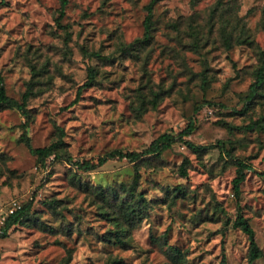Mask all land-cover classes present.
Returning a JSON list of instances; mask_svg holds the SVG:
<instances>
[{
	"label": "rangeland",
	"instance_id": "374dc122",
	"mask_svg": "<svg viewBox=\"0 0 264 264\" xmlns=\"http://www.w3.org/2000/svg\"><path fill=\"white\" fill-rule=\"evenodd\" d=\"M149 1L67 0L61 19L67 26L63 33L55 20L60 0H0V72L7 95L18 88L24 93L32 79L30 65L39 68L27 102L31 113L28 129L34 125L39 134V144L33 146L57 139V127H61L65 149L71 155L77 141L82 147L76 155L85 158L101 146V141L108 150L140 151L137 145L146 147L164 131L178 133L191 120L195 128L187 139L194 142L193 136L215 138L211 144L223 140L229 154L216 145L198 154L176 141L159 158L134 163L131 181L137 178V192L144 195L148 209L126 233L124 246L114 242L109 232L115 229L114 224L101 214L91 187L119 188L120 183L129 185L131 181L93 184L91 177L73 176L70 168L57 174L54 167L40 187L51 186L55 190L39 200L35 197L40 193H31V211L35 212L36 221L12 226L11 240L8 231L0 236V264H115L113 260L122 264H171L169 246L182 251L183 264H212L218 225L229 209V196L235 194L232 179L236 174L229 172L230 167L236 168L233 161L217 167L223 155L207 172L192 164L193 158L208 159L213 151L252 165L251 174L245 170L239 196L235 197L237 202L242 201L243 215L252 213L257 219L264 218V176L257 169L258 163H264V150L252 146L255 133L264 129L247 127L258 118L264 124V84L247 100L253 71L264 60V34L257 31L254 38L245 34L234 43V37L222 27L233 14L245 13L244 0H240L239 10L234 0H157L152 10L151 37L135 52L123 53L122 45L142 37ZM247 14L251 15V10ZM226 34L230 36L229 45ZM82 48L98 51L107 58H89ZM88 65L94 66L97 74L77 97ZM203 71L207 77L204 84ZM151 89L160 93L154 107L148 102ZM140 105L143 108L139 109ZM45 108L47 111L42 112ZM53 114L55 121L51 120ZM22 122L16 109H1L0 135L7 128L10 134L18 133L19 138ZM68 132L72 135L68 136ZM27 134L31 140L29 131ZM249 134L252 140L247 139ZM93 136L98 139L93 141ZM18 138L15 143H23ZM242 150L243 157L239 155ZM8 159L7 153H0V162L7 163ZM185 160L187 174L182 175L179 166ZM145 168L150 173L163 172L165 179L172 169L178 168L179 179L175 184H163L144 176ZM9 174L15 177L17 170L10 169ZM221 176L226 179L221 180ZM77 178L89 188H84L83 183L78 186ZM65 182L79 193L77 197L65 196ZM28 186L21 183L11 191L16 193ZM177 187L184 190L185 196L177 194ZM7 191L5 185L0 197ZM154 192L163 195H153ZM202 193H212L211 200L206 195L202 198ZM51 199L55 200V208L44 202ZM48 215L50 219L46 218ZM177 223L184 227L177 230ZM225 223L231 225V217ZM203 233L207 236L201 247L197 240ZM256 243L260 249L264 247V240Z\"/></svg>",
	"mask_w": 264,
	"mask_h": 264
},
{
	"label": "clouds",
	"instance_id": "9594fccd",
	"mask_svg": "<svg viewBox=\"0 0 264 264\" xmlns=\"http://www.w3.org/2000/svg\"><path fill=\"white\" fill-rule=\"evenodd\" d=\"M214 2V0H213ZM237 10H239L240 0H234ZM245 3V13L242 15L233 14L227 24H223L222 27L225 31L231 34L234 37V43L242 38L245 34L249 37L255 36L257 31H260L264 34V0H244ZM131 6V5H130ZM248 10H251V15H248ZM219 36V33H217ZM247 51V49H245ZM251 56L252 53H249ZM231 75V73L229 74ZM234 85L236 82H233ZM11 88V85H9ZM234 90V89H233ZM24 89L18 88L13 89L12 94L9 96L10 99H15L18 103L20 102V96L23 93ZM215 111V109H211ZM47 111V109H42ZM66 115V114H62ZM55 115L51 118L52 121H55ZM29 135L31 136V141L27 143L17 144L15 140L18 138V133L10 134L8 129L5 128L2 135H0V153L8 154V162H0V190H3L5 185H8L9 191H7L2 197H0V234L4 231L9 232V239L11 240L12 234L8 224L9 216H11L16 211L20 210L22 206L28 201L33 200L31 193L33 190H36L40 195L36 196L35 199H43L44 195L51 193L55 189L51 186L42 188L40 187L41 183L52 168H57V174L60 172L71 169L73 175H78L83 179L89 177L92 178L93 184H106L111 183L113 180H122L125 182H130L132 179L131 173L134 171L133 165L134 161L125 159L121 160L119 156H115L110 153L109 150L105 147H102L103 142L101 141V146L96 147L92 151L91 155L87 158L76 155L77 151L81 150V142L77 141L75 147L72 150V155L69 156L68 153H56L54 150L49 152L48 142L45 141L42 148L33 147V143L39 144V134L34 125L30 126ZM68 136H71L72 133L68 132ZM256 139L253 142V149L264 150L262 145H264V132L257 131L255 133ZM67 139V137H65ZM93 141L97 140L98 137L93 136ZM248 140H252L253 136L249 134L247 136ZM193 140L196 143H204L205 145L215 142V138L210 140L197 139L193 136ZM138 148L143 150L145 145H137ZM179 150L184 151L185 155H188L186 149L180 148ZM38 151L48 152L49 154L45 156H39L36 153ZM127 151V149H125ZM223 155V159L219 161L217 167H220L224 164L225 161H234L235 157H231L219 152H211L208 159L197 161L195 158L192 160V164L201 172H207L209 167L213 163L217 162V157ZM241 157L245 155V151L242 150L239 154ZM181 157V161H182ZM107 160L108 163L101 166L100 161ZM55 161V163H54ZM67 161V163H65ZM179 163V162H177ZM247 163V161H245ZM10 169H16L17 174L15 177L9 174ZM257 169L261 172H264V163H258ZM178 168L172 169L171 173L165 179L163 172L156 174L150 173L147 168L144 169V176H151L153 179L160 180L163 184L175 182L179 179V176L176 175ZM235 169L230 167L229 172H234ZM251 169H249V174H251ZM221 180H225V176L220 177ZM21 183H26L29 186L23 190H18L16 193L11 191L13 186H18ZM147 187V185H143ZM65 196L69 199L77 197L79 195L73 188L69 187L67 182H65L64 187ZM153 195H163L162 192H154ZM207 196L209 200L212 198V193H202L203 196ZM220 199V197H217ZM229 209L226 214L221 216V223L218 225V234L215 237L216 244V253L211 257L212 264H221V261L224 264H245V259H247L248 264H264V247L260 249V260L256 261L251 255L252 244L264 240V218L257 219L252 213H244L248 216V223L254 229L251 233L245 231V226L237 224V217L241 215V206L242 201L237 202L235 194L229 196ZM35 206H39L38 204ZM264 211V210H262ZM231 217V225L226 224L225 221H228ZM50 219V215L46 217ZM68 220H72V216L67 217ZM15 226V225H13ZM167 226V224L165 225ZM191 225H187L190 227ZM184 225L180 223L176 224L177 230H179ZM144 232V230H141ZM147 233L144 232V236ZM207 236V233H203L197 243L202 245V241ZM143 236L141 237V244L143 243ZM223 241V243H220ZM89 241H86V243ZM147 247V245H144ZM216 256H219V260L216 259ZM245 258V259H242ZM162 260L163 257L161 256ZM99 264V262H98Z\"/></svg>",
	"mask_w": 264,
	"mask_h": 264
},
{
	"label": "trees",
	"instance_id": "16d2710c",
	"mask_svg": "<svg viewBox=\"0 0 264 264\" xmlns=\"http://www.w3.org/2000/svg\"><path fill=\"white\" fill-rule=\"evenodd\" d=\"M157 2V0H150L145 8L147 11V14L144 18V32L142 37L136 38L133 42L128 43L127 45H122L120 50H122L123 53H126L127 51H130V53L135 52L138 49V46L144 45L146 41L151 37L152 32V10L154 4ZM67 3V0H60V8L58 10V15L55 18L56 24L58 27L62 28L64 33V28L67 27L63 23H61V19L64 16V10L65 5ZM66 34H68V31H65ZM227 36V37H226ZM230 36L227 34L224 36L225 42L227 45H229L228 39ZM66 38V37H65ZM245 39V38H244ZM242 39V40H244ZM246 40V39H245ZM82 52L85 56L92 58V57H98V58H107L105 56H102L98 51H88L86 48H82ZM30 69L32 70V79L28 82V87L24 93H22L20 102L18 103L14 98L10 99L9 96L6 93L5 90V84H4V77L2 73L0 72V110L4 108H12L16 109L21 116L23 117L22 122V128L23 133L18 138L19 141L23 143L30 142V137L28 136V126L31 120V113L29 108L27 107V102L29 95L33 93L35 83L33 81V77L37 76L38 69L35 64L30 65ZM97 74V69L94 66L88 65L87 67V74H86V80L85 82L80 85L77 88V97L80 95L82 89L84 86H87L91 84ZM254 81L250 85L249 93L247 95V100L249 101L252 99L253 96L256 95L257 88L264 84V60L262 59L255 70L253 71ZM201 81L204 84L207 82V77L205 75V72H202ZM160 93L159 91H152L151 89V98L149 99V104H151L153 107L157 104V99L159 98ZM77 101V98H76ZM143 108L142 105L139 106V109ZM262 119L258 118L255 121L249 123L247 125L248 128L251 129H264V124L262 123ZM193 122L190 120L188 124L178 133H174L171 131H164L160 133L156 138H154L146 147L143 148V150L137 151V150H127L123 148H113L110 149L109 152L114 154L115 156H119L120 159H128L131 161H134L135 163H138L142 160L151 158H159L163 151L169 149L173 143L176 141H180L184 143L187 148L192 150L195 153H201L207 148L211 147L212 145H216L220 148V150H224L225 153L229 154V149L225 147V142L223 140H217L216 144H210V145H199L196 144L189 139H187V136L191 134V132L194 130ZM57 133L58 138L52 141L48 144L49 146V152L55 151L56 153H68L69 156H71V153H69L65 149V143L63 141V135L64 131L61 127H57ZM35 147V146H33ZM39 148H42L43 146H38ZM39 156H45L49 154L48 152L44 151H38L36 153ZM67 162V161H66ZM107 160H101L100 163L103 165L106 163ZM185 162L187 160L183 161L181 165L179 166V172L182 175H186L187 171L185 169ZM233 164L236 166L235 168V177L232 179L233 184V190L234 193L239 196L240 193V184L245 178V170L252 169V165L250 163H245L244 160L240 158H235L233 161ZM260 176H264V172H258ZM73 175V174H72ZM74 176V175H73ZM76 184L80 186L82 183L83 187L88 189L89 185L82 182L81 178H77L75 180ZM81 185V186H82ZM119 188H102L101 186L95 187L96 190L92 188L94 195L98 198V207L100 206L101 214L103 216H107L106 218L112 221L114 224V228L112 231L109 232L113 235L114 242L118 244L125 245V242L127 240V234L140 220L142 217L145 216V213L147 212L148 206L146 202H144V195L141 192H137V178H134L131 181V184H123L120 183ZM177 194H182V196H185V192L182 188L177 187ZM95 190V191H94ZM264 191V186H263ZM45 204H47L50 208H55V200H48L44 201ZM32 202L28 201V203L24 204L22 208L15 213H13L11 216H9V221L11 223L8 224V228H11L13 225L24 223L25 221H36V215L35 212L31 211ZM237 224L245 226V231H248L251 233L254 231L251 227V225L248 223V219L243 215L241 210V215L237 217ZM7 234V231H4L0 236H5ZM105 239V238H104ZM109 238H106L108 240ZM169 251L171 255V264H183L184 262V256L180 249L174 246H169ZM251 255L256 260L260 257V248L257 245V243L252 244L251 249ZM115 264H122L120 260H113ZM221 264H224L223 261H221Z\"/></svg>",
	"mask_w": 264,
	"mask_h": 264
}]
</instances>
